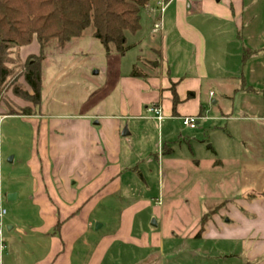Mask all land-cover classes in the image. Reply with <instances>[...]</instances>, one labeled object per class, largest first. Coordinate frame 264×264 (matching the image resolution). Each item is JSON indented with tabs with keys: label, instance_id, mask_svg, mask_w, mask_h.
<instances>
[{
	"label": "crops",
	"instance_id": "0c3cea01",
	"mask_svg": "<svg viewBox=\"0 0 264 264\" xmlns=\"http://www.w3.org/2000/svg\"><path fill=\"white\" fill-rule=\"evenodd\" d=\"M256 1L264 2L171 0L162 14L154 2L141 12V29L126 35L131 48L118 55L120 68L129 51L134 50L137 59L133 72L120 71L114 114L88 118L39 111L17 116L32 135L28 161L32 180L25 200L35 219L6 222L0 239V264H163V257L171 256L173 249L161 232L135 229L137 216L152 206L151 201L164 207V182L161 196L152 197L156 191L150 190L129 146L133 138L150 137L153 129L161 142H170L185 117L203 119L206 102L216 97L215 89L230 87L229 80L215 72L220 64L211 62V57H231V46H243L244 73L242 85L229 91L242 98L251 93L264 96L249 83L245 71L256 51L264 48L261 31L250 32L248 38L244 33L246 5ZM157 22L161 28L154 32ZM246 43L253 47L247 49ZM37 48L40 52V46ZM150 105L162 109V120L148 113ZM165 147L155 156L157 162L172 154L173 150L165 152ZM139 185L148 194L133 197ZM25 191L7 193V200L15 202ZM254 193L258 194L226 200L228 212L214 214L202 230L190 231L182 238L221 245V253L213 256L199 252L217 264H264V192ZM163 210L155 207L152 216L163 219ZM154 221L152 229L160 225L158 221L154 226ZM128 248L134 255L138 253L130 262ZM117 250L118 258L114 257Z\"/></svg>",
	"mask_w": 264,
	"mask_h": 264
},
{
	"label": "rangeland",
	"instance_id": "374dc122",
	"mask_svg": "<svg viewBox=\"0 0 264 264\" xmlns=\"http://www.w3.org/2000/svg\"><path fill=\"white\" fill-rule=\"evenodd\" d=\"M257 31L262 32L263 39L264 2H248L245 12L246 38L250 32ZM93 34V29H89L84 39L69 45L63 52L48 49L41 72L42 102L38 107L26 99V95L30 96L33 92L25 79V68L27 64L35 62L34 57H39V46L36 41L26 47L8 46L4 65L10 76L0 87V204L7 210L5 231L7 221L27 222L35 219L32 218L34 211L25 200L32 180V169L28 164L32 135L29 126L17 116H30L39 111L53 116L61 114L88 118L112 115L119 99L117 84L120 71L122 74L134 70L132 64L137 59L134 50L128 52L127 62L124 61L120 68V57L105 54ZM127 36L130 37L128 32ZM246 46L247 49L253 47L249 43ZM242 47L231 46L232 55L229 58L211 57V62L217 60L220 64L219 70L215 67V72L229 80L230 87L222 91L215 89L216 97L206 102L204 117L195 129L180 122L178 134L170 142H161L158 132L153 129L150 137L140 139L141 135L138 139L133 138L129 146L134 161L138 158L139 163L136 161L135 164L145 174L150 190L156 191L152 197L161 196L159 191L164 182V207L151 201L152 206L137 216L135 227L136 231L143 228L148 232H161L167 246L173 249L169 253L171 256L163 257V264H217L213 262L216 260H209L199 252L213 256L221 253V245L203 240L186 242L182 237L190 231L195 234L202 228L205 217L228 212L230 208L224 207L226 200L258 194L254 191L264 192V96L251 93L242 98L229 91L243 83ZM256 53L257 56L245 70L246 77L251 79L249 83L254 88L264 92V48ZM228 91L227 97H223L224 92L227 94ZM214 101L218 103L214 104ZM165 145L168 146L164 148L165 152L169 148L173 152L166 154L163 162H157L155 156L162 154ZM147 152L148 155H145ZM136 153L141 155L135 157ZM13 157L15 161L11 162ZM137 187L133 197L148 194V190L141 185ZM19 189L26 190L25 194L17 201L9 202L6 194ZM155 207L164 208L163 219L152 216ZM120 211L119 208L118 213ZM154 220L160 224L156 229L151 228ZM175 234H178V238ZM128 249L129 261L138 253L134 255L133 249ZM119 254L117 250L114 257L118 258Z\"/></svg>",
	"mask_w": 264,
	"mask_h": 264
},
{
	"label": "trees",
	"instance_id": "16d2710c",
	"mask_svg": "<svg viewBox=\"0 0 264 264\" xmlns=\"http://www.w3.org/2000/svg\"><path fill=\"white\" fill-rule=\"evenodd\" d=\"M156 1L0 0V87L10 76L4 65L8 46L26 47L36 41L40 55L25 68V79L33 92L26 95V99L35 107L40 106L41 72L48 49L63 52L93 29V37L99 41L105 54L124 55L131 48L127 44V32L135 34L141 29L142 10ZM174 102H178L176 96ZM211 216L203 219L201 230Z\"/></svg>",
	"mask_w": 264,
	"mask_h": 264
},
{
	"label": "built area",
	"instance_id": "2783aa9c",
	"mask_svg": "<svg viewBox=\"0 0 264 264\" xmlns=\"http://www.w3.org/2000/svg\"><path fill=\"white\" fill-rule=\"evenodd\" d=\"M169 1H171V0H168V1L158 0V1H156V4H155L156 9L162 14ZM160 28H161L160 22H157L154 25L153 31L156 32V31L160 30ZM147 111L151 116L157 118L158 120H162V118H163L162 109L158 105L149 106ZM200 120H201L200 117H185L182 120V122H183L184 126L189 127L191 129H195L198 126V124L200 123L199 122ZM6 215H7V210L4 207H2V205L0 204V239H2V237H3L4 219H5Z\"/></svg>",
	"mask_w": 264,
	"mask_h": 264
},
{
	"label": "water",
	"instance_id": "95a60500",
	"mask_svg": "<svg viewBox=\"0 0 264 264\" xmlns=\"http://www.w3.org/2000/svg\"><path fill=\"white\" fill-rule=\"evenodd\" d=\"M10 198H13V197H10ZM154 226H157V223L154 221Z\"/></svg>",
	"mask_w": 264,
	"mask_h": 264
}]
</instances>
